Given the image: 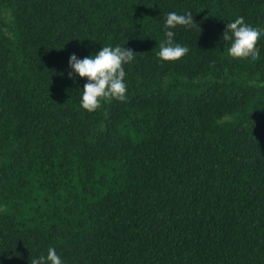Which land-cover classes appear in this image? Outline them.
Masks as SVG:
<instances>
[{"label":"trees","instance_id":"trees-1","mask_svg":"<svg viewBox=\"0 0 264 264\" xmlns=\"http://www.w3.org/2000/svg\"><path fill=\"white\" fill-rule=\"evenodd\" d=\"M189 50L157 62L165 13ZM264 0H0V264H264ZM120 44L126 100L79 107L68 57Z\"/></svg>","mask_w":264,"mask_h":264},{"label":"clouds","instance_id":"clouds-1","mask_svg":"<svg viewBox=\"0 0 264 264\" xmlns=\"http://www.w3.org/2000/svg\"><path fill=\"white\" fill-rule=\"evenodd\" d=\"M178 27L194 29L200 32L199 25L194 21L191 12L178 13L169 11L162 19L161 31L163 41L155 53L157 62H171L179 60L188 52V48L174 42V30ZM264 36V27L245 20L237 15L226 23L223 41H228L227 55L231 58L250 57L256 59L259 53L258 38ZM133 51L124 45H105L95 53L78 58L75 53L68 57L69 78H86L80 89L79 107L88 113L95 111L102 101L109 99L126 100V72L125 65L134 59ZM30 264H66L56 249L49 246L46 255L42 254L31 259Z\"/></svg>","mask_w":264,"mask_h":264}]
</instances>
